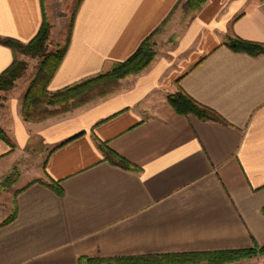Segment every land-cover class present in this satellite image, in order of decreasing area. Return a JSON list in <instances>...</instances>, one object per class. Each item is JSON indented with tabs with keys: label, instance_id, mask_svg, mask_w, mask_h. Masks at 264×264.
Masks as SVG:
<instances>
[{
	"label": "crops",
	"instance_id": "obj_1",
	"mask_svg": "<svg viewBox=\"0 0 264 264\" xmlns=\"http://www.w3.org/2000/svg\"><path fill=\"white\" fill-rule=\"evenodd\" d=\"M67 1L0 0V37L28 42L43 9L52 25L48 50L56 49ZM185 1L80 0L49 91L124 61L143 39L168 28L154 35L152 63L104 98L30 122L20 115L29 82L0 91V128L14 144L0 139V174L17 153L44 155L30 173L23 164L12 186L15 217L0 226V264L264 245V54L225 45L230 35L264 44V0H207L183 22L177 10ZM14 58L0 43V73ZM178 87L223 121L176 113L167 95ZM94 137L134 168L105 159ZM50 180L61 194L47 186ZM228 264H264V257Z\"/></svg>",
	"mask_w": 264,
	"mask_h": 264
},
{
	"label": "trees",
	"instance_id": "obj_2",
	"mask_svg": "<svg viewBox=\"0 0 264 264\" xmlns=\"http://www.w3.org/2000/svg\"><path fill=\"white\" fill-rule=\"evenodd\" d=\"M206 1L207 0H186L184 3L186 17L194 15V13L197 12L201 5ZM79 2L80 0L76 1V4L70 12L63 43L58 45L54 50H48L52 25L45 16L43 9L42 21L39 29L28 42H20L9 37H0V43L11 48L15 56L12 63L0 73V91H8L13 88L17 79L23 75L27 67L25 61L17 58V54H23L24 56L38 59L36 72L29 81L20 102V115L24 121L39 122L45 118L70 112L73 108L104 98L115 90L120 79L143 71L157 56V51L154 48V35L158 31L153 32L143 39L133 54L124 61L111 62L106 70L79 82L62 87L56 91L47 90V85L58 69L68 47L73 20ZM225 45L234 52L247 53L252 56L264 54L263 43L244 40L235 35L228 36L225 40ZM167 101L171 108L178 114H191L200 120L223 121V118L216 111L199 104L187 95L180 87H178L175 92L167 95ZM53 105L58 108H49ZM79 135H81V133L65 139L54 148L65 144ZM0 139L5 141L11 149L14 148L13 142L1 128ZM94 140L105 159L126 169L134 168V166L128 161L111 150L106 142H102L96 137H94ZM15 176L16 173L13 174L11 172L6 176L5 181L13 178V182ZM47 186L61 194V189L57 182L50 180L47 183ZM262 212L264 213V208L262 209ZM14 217L15 210L8 218L0 222V226L8 223ZM262 253H264V245L253 246L252 248L242 250L183 255L169 254L159 256L149 255L100 258H88L82 256L79 257L78 262L79 264H189L205 261L208 264H228Z\"/></svg>",
	"mask_w": 264,
	"mask_h": 264
},
{
	"label": "rangeland",
	"instance_id": "obj_3",
	"mask_svg": "<svg viewBox=\"0 0 264 264\" xmlns=\"http://www.w3.org/2000/svg\"><path fill=\"white\" fill-rule=\"evenodd\" d=\"M76 1L77 0H68L66 2V6L64 8V14H65L64 17L67 20H69L70 12L73 9L74 5L76 4ZM184 3H182V6H180L177 10L178 16L182 12V18H181L182 20L181 21H183V22L187 18L186 14H185ZM183 22L180 23V26L182 25ZM167 30H168V28L164 27L163 31L161 33L165 32ZM65 33H64V29H63L60 32V34H57V37L55 38V40H58L59 44L60 43L62 44V42L65 38ZM161 33L159 32L157 34L159 35ZM154 42H155V36H154ZM48 45H49V48H51L54 45V43L51 44V42L49 41ZM154 48L156 49V42H155ZM25 59H26L25 62L27 64V67H26L23 75L21 76V78H18V80L16 81L18 83L20 82V84H22V86H23V83L29 82L31 80L34 73L36 72L37 63H38L37 58L25 56ZM1 96L2 95H0V105L2 104V101H3ZM49 108L56 109L58 107L53 105V106H50ZM74 109L75 108L71 109L70 111H72ZM66 113H68V112H66ZM66 113H62V114H66ZM59 115H61V114H59ZM56 116H58V115H56ZM33 156H35L34 153L29 152V151L26 154H21V156L17 153L16 157H17V159L19 158V160H17V162H15L13 167H11L9 170H7L4 174H2V173L0 174L1 175L0 176V222L4 221L6 218H8L14 212V195L12 194V186H13L14 182L17 180L21 166L23 164L26 165L28 173L32 172L33 170L37 169V167L39 168L41 166L44 155H43V157L39 158L38 160H36L35 157H33ZM11 172L13 174L16 173V176L14 177L15 180L12 182L13 178H10L9 180L5 181L6 176ZM262 257H264V253L256 254L253 257L245 258L242 260H250L253 258L260 259ZM242 260H240V261H242Z\"/></svg>",
	"mask_w": 264,
	"mask_h": 264
}]
</instances>
